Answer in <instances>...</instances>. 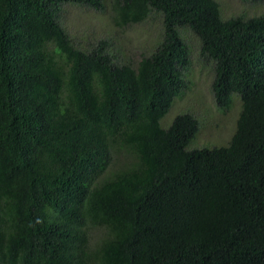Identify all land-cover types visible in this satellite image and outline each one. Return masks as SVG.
Listing matches in <instances>:
<instances>
[{"label":"trees","instance_id":"1","mask_svg":"<svg viewBox=\"0 0 264 264\" xmlns=\"http://www.w3.org/2000/svg\"><path fill=\"white\" fill-rule=\"evenodd\" d=\"M63 4L104 7L0 0V264H264V13L110 0L113 26L161 19L133 65L105 40L76 41ZM178 26L213 62L217 107L240 98L225 146L187 148L188 112L159 124L186 85Z\"/></svg>","mask_w":264,"mask_h":264},{"label":"rangeland","instance_id":"2","mask_svg":"<svg viewBox=\"0 0 264 264\" xmlns=\"http://www.w3.org/2000/svg\"><path fill=\"white\" fill-rule=\"evenodd\" d=\"M110 0H102L103 10L100 12L90 7L75 4L61 6L60 20L68 33L78 42H107L118 58L137 63L143 54L152 51L161 34V19L152 15L148 20L125 27L113 26L110 22L108 5ZM220 15L224 18L243 15L252 16L264 13V2L254 4L243 0H217ZM177 32L184 41L188 51V63L182 68V76L186 85L173 98V101L159 120L161 127L170 125L173 118L188 112L198 122L195 136L190 140L187 148H211L228 144L236 126L241 102L237 94L231 97L227 110H220L212 96L211 82L214 67L211 59L199 53V39L187 27L178 26ZM98 231L93 232L96 235ZM97 236H94V243Z\"/></svg>","mask_w":264,"mask_h":264}]
</instances>
